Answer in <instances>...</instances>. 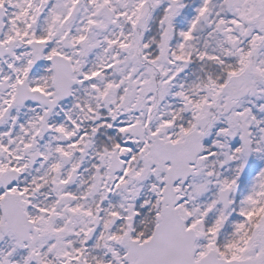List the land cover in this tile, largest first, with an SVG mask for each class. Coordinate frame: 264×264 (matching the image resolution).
I'll list each match as a JSON object with an SVG mask.
<instances>
[{
    "label": "snow or ice",
    "instance_id": "1",
    "mask_svg": "<svg viewBox=\"0 0 264 264\" xmlns=\"http://www.w3.org/2000/svg\"><path fill=\"white\" fill-rule=\"evenodd\" d=\"M0 264H264V0H0Z\"/></svg>",
    "mask_w": 264,
    "mask_h": 264
}]
</instances>
